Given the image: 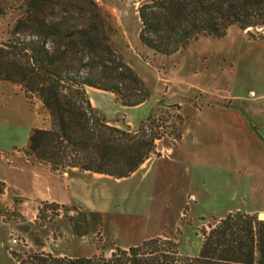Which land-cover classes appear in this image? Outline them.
<instances>
[{
  "label": "rangeland",
  "instance_id": "374dc122",
  "mask_svg": "<svg viewBox=\"0 0 264 264\" xmlns=\"http://www.w3.org/2000/svg\"><path fill=\"white\" fill-rule=\"evenodd\" d=\"M96 1L111 15L115 27L112 40L118 52L143 79L150 99L160 103L154 117L159 119L163 137L156 141V153L149 159L165 153L163 146H173L174 152L165 153L151 164L142 182L147 194L138 188L141 174L123 183L112 182L115 190L127 197L123 194L113 198L106 187L100 192L97 202L104 212L103 225L97 216H89L90 223L85 225L82 214L69 215L65 206L48 208L42 217L39 213L36 217L21 214L18 205L25 198H15L14 206L0 208V264H18L14 253L110 257L116 248L141 243L153 235L173 238L183 255L196 256L204 232L216 224L227 207L235 208L241 202L243 190L251 188V181L264 171L255 163V147L250 140L245 138L234 145L215 133H203L206 123H210L206 118L211 111L210 101L220 108L219 112L225 111V106L230 107L229 112L243 110V101L237 95L248 82L252 83L253 72L246 75L241 69H255V58L264 57V28L247 32L233 25L221 39L200 37L185 49L154 62L145 59L151 53L138 39L137 10L149 0ZM19 13L20 0H0V40L7 38ZM28 101L37 104V111ZM36 112L43 126L51 124L50 114L37 95L26 96L21 85L0 81L1 176H10L23 163L17 151H23L28 143ZM211 127L219 130L215 124ZM183 131L185 138L180 141ZM240 157L244 160H238ZM96 180L102 183L103 178ZM161 185L164 189L172 185V192L158 194L154 186ZM4 188L0 182V192ZM252 188L245 194L254 199L258 196L257 201L264 203V187L259 188L263 190L260 192L256 184ZM37 202L40 209L44 202ZM13 238L17 243L12 242Z\"/></svg>",
  "mask_w": 264,
  "mask_h": 264
},
{
  "label": "trees",
  "instance_id": "16d2710c",
  "mask_svg": "<svg viewBox=\"0 0 264 264\" xmlns=\"http://www.w3.org/2000/svg\"><path fill=\"white\" fill-rule=\"evenodd\" d=\"M137 11L138 39L151 53L145 59L154 62L200 37L221 39L233 25L247 32L264 28V0H149ZM114 33L111 15L96 0H20V13L0 40V81L37 95L50 114V127L33 128L23 152L53 172L78 168L122 179L156 153L163 137L159 119L121 128L91 103L88 87L113 93L123 106L151 98L115 47ZM55 206L44 202L39 217ZM12 256L18 264H264V220L241 211L225 215L204 232L196 256L181 254L179 242L160 236L118 247L110 257Z\"/></svg>",
  "mask_w": 264,
  "mask_h": 264
},
{
  "label": "crops",
  "instance_id": "0c3cea01",
  "mask_svg": "<svg viewBox=\"0 0 264 264\" xmlns=\"http://www.w3.org/2000/svg\"><path fill=\"white\" fill-rule=\"evenodd\" d=\"M262 38L264 39V35L262 36ZM255 60V69L253 66L251 70L248 66L241 69L242 74L243 72H246V75H249L250 72H253L252 83L248 82L244 87V91L241 92L240 95H237L238 99L243 101V110L229 112L227 110L230 107L228 108L227 106H225L222 107L225 111L219 112L218 110L220 108H218L213 103V101H210V103H208V106L211 108L209 109L211 111L208 112L209 115H207L206 117L209 118L208 120H210V123H206L203 133L206 136H208L209 134L211 136L212 133H215V135H220V139H222L223 141L224 139L226 141L230 140L231 144L234 145H238L239 142H242L245 138L250 140V145L255 147V163L258 164L259 167H264V57L258 56L257 58H255ZM87 91L92 105L108 120V124L110 125L121 128L130 127L132 130H136L142 120L146 119L149 116L158 115V107L160 103L153 102L152 99H149L138 106L129 107L117 103L115 100V95L111 92L93 87H88ZM28 102L37 111V104L33 105V103H31L30 101ZM222 106L224 105L222 104ZM34 118L35 124H33V128L50 127L49 124L46 126L42 125V118L38 112H36ZM212 124L217 125L219 130L215 129L216 126H214L215 128H212ZM184 138L185 133L183 131L180 141L184 140ZM163 152L168 154L173 153V146H163ZM165 153L155 159L147 160L137 171H135L129 177L122 179H113L111 178V176L105 174H93L89 171H82L78 168L67 169L61 174H58L56 172H53L49 166H41L33 163L26 157L23 151H17V156L22 160L23 163H20V167H18V170H16V172L14 171L10 176L0 175V182L5 185L4 191L0 192V208L14 206V199L23 197L25 198V201L22 203V205H18V211L21 212V214H33L36 217L39 213L37 200H40V202H50V204H56L62 207L65 206L67 214L69 215L72 214V216H75L76 214H82L84 216L83 221L85 225H88L90 223L89 216L99 217L98 222L103 225V223L105 222L104 212L97 202L100 192L106 187L113 198L120 197L123 194L124 196H126L123 191L115 190L112 182L123 183L125 181L132 180L133 178L141 174L142 181L138 188H141L142 191H145L144 193L147 194V192L149 191H147V189L142 186V182H144V179L147 178V172L151 164L156 159L162 157ZM241 159L242 157H240V159L238 158V160ZM101 178H103L102 183H99L97 180L95 181V179L99 180ZM88 180H92L91 183H87L86 181ZM94 182L97 183L96 187H94ZM255 184L258 187L257 191H263L259 188L264 187V171L262 172V174L258 175L255 181H251V188L250 186H248L249 188L247 187L246 190H243L244 192L241 196V202L237 204L235 208L231 206L227 207L226 212L219 214L217 221H219L225 215L236 211H241L248 214H264V203H260L257 201L259 197H255L256 201L254 203V197H248V195L245 194L248 191H253L251 189H253L252 187H254ZM99 185H103L102 189L99 187ZM154 187L156 188L158 194L172 192V185L168 189H164L165 187L163 185ZM66 204H71V206H67ZM102 225L99 226L102 227ZM87 229V231H89V228ZM155 236L157 235L145 237L143 238V240ZM138 244L140 243L132 245ZM130 246H124L121 248H128ZM54 256L69 258L92 257L89 255Z\"/></svg>",
  "mask_w": 264,
  "mask_h": 264
},
{
  "label": "water",
  "instance_id": "95a60500",
  "mask_svg": "<svg viewBox=\"0 0 264 264\" xmlns=\"http://www.w3.org/2000/svg\"><path fill=\"white\" fill-rule=\"evenodd\" d=\"M259 219L264 220V214H260Z\"/></svg>",
  "mask_w": 264,
  "mask_h": 264
},
{
  "label": "built area",
  "instance_id": "2783aa9c",
  "mask_svg": "<svg viewBox=\"0 0 264 264\" xmlns=\"http://www.w3.org/2000/svg\"><path fill=\"white\" fill-rule=\"evenodd\" d=\"M17 241H18V240H17L16 238H13V239H12V242H13V243H17Z\"/></svg>",
  "mask_w": 264,
  "mask_h": 264
}]
</instances>
